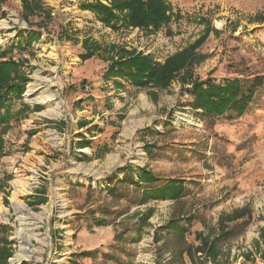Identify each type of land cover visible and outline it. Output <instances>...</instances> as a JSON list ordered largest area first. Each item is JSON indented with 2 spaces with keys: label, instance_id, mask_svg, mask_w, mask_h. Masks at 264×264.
I'll list each match as a JSON object with an SVG mask.
<instances>
[{
  "label": "rangeland",
  "instance_id": "374dc122",
  "mask_svg": "<svg viewBox=\"0 0 264 264\" xmlns=\"http://www.w3.org/2000/svg\"><path fill=\"white\" fill-rule=\"evenodd\" d=\"M97 1L112 2L31 0L28 11L24 0H0V51L29 77L0 122L8 263L16 264L25 226L36 253L21 264H193L186 250L201 244L197 235L213 238L222 215L247 207L253 219L244 232L220 246L219 262L206 264H264V86L244 114L205 118L180 77L166 89H142L105 75L121 49L164 62L207 34L195 77L264 76V0H168L171 22L157 31L106 25L82 7ZM29 32L39 39L18 47ZM86 48L95 54L84 60ZM32 82L53 97L50 105L28 95ZM142 167L159 184L183 181L184 195L142 203ZM17 179L19 198L37 218L24 226L13 205ZM188 217L184 235L165 227L173 219L187 226ZM107 225L113 242L92 246Z\"/></svg>",
  "mask_w": 264,
  "mask_h": 264
},
{
  "label": "trees",
  "instance_id": "16d2710c",
  "mask_svg": "<svg viewBox=\"0 0 264 264\" xmlns=\"http://www.w3.org/2000/svg\"><path fill=\"white\" fill-rule=\"evenodd\" d=\"M30 1L24 0L28 11L34 9ZM82 7L94 11L101 21L109 26H117L121 22L125 27L133 26L157 31L167 26L172 19L171 5L168 0H112L111 5L97 1L91 4L84 3ZM262 20L264 22V19ZM206 38L207 34L168 57L164 62L156 61L151 55L121 49L120 56L111 61L105 75L109 78L122 77L136 88L142 89L148 87L166 89L177 77H180L183 84L191 86L189 89L193 97L191 107L194 110H200L205 118L220 117L231 110L242 115L249 109L258 90L264 86V76L247 79L227 78L223 81L212 77L204 80L195 77V64L206 58L205 55L197 52V49ZM38 39L39 34L29 32L22 38L24 44H19L18 47L24 49L25 44ZM7 54L6 50L0 51V122L10 117L8 111L10 103L14 97L22 96L25 83L29 80L20 62L7 58ZM94 54L95 50L86 48L81 57L86 60ZM3 109L4 112H2ZM81 144L85 147L90 142L83 139ZM159 179L151 173L149 168H140L139 180L146 185L143 189L142 203L160 199L178 200L184 195L186 187L183 181L168 179L159 184ZM151 213L150 211L140 217L138 223L140 232L148 225ZM252 219L253 212L247 207L237 208L229 214L222 215L219 222V233L213 238L200 233L197 239L201 240V244L196 247L193 245L187 247L186 253L191 262L206 264L208 259L215 263L219 262L223 251L220 246L227 240L240 236ZM186 221H188L187 226H181L176 219H173L165 227L180 229V233L184 235L189 230L188 227L193 224L194 217H188ZM7 230V226L0 224V264H9L8 259L12 256L8 246L10 243L6 236ZM84 255H89V253L86 252ZM249 257L247 255L246 259ZM100 264L108 263L103 260Z\"/></svg>",
  "mask_w": 264,
  "mask_h": 264
},
{
  "label": "bare ground",
  "instance_id": "6f19581e",
  "mask_svg": "<svg viewBox=\"0 0 264 264\" xmlns=\"http://www.w3.org/2000/svg\"><path fill=\"white\" fill-rule=\"evenodd\" d=\"M40 89H41V86L38 85V83L32 82L29 85L28 95H36L37 94L36 99H38L39 101H41L42 103H44L46 105H50L51 101L53 100V97H51L50 95H46L45 92L40 91ZM15 182H16V189L15 190H17V191L13 197V199H14L13 205L16 208V210L19 212V214L21 215V217H20L22 219L21 222H23L22 224L24 226V224L29 223L30 220H35L37 218H36V215H34L27 208V206L21 201V199L19 198V193L22 191L23 184H24L23 181L20 179H17ZM24 227H22V229H20L18 231V234L21 237V239L23 240L24 245L21 246V248H20V250H19V252L15 258L16 264H21L23 259L31 258L36 253V251L31 248V241H30L31 234L28 231H25Z\"/></svg>",
  "mask_w": 264,
  "mask_h": 264
},
{
  "label": "crops",
  "instance_id": "0c3cea01",
  "mask_svg": "<svg viewBox=\"0 0 264 264\" xmlns=\"http://www.w3.org/2000/svg\"><path fill=\"white\" fill-rule=\"evenodd\" d=\"M109 162H110V160H109ZM114 234H115L114 226L113 225H107V227H104L99 232L96 239H94L92 241V246L97 247V246L102 245L106 242L112 243L114 240Z\"/></svg>",
  "mask_w": 264,
  "mask_h": 264
}]
</instances>
